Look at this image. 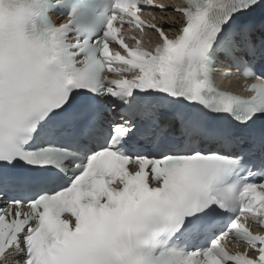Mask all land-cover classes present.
Instances as JSON below:
<instances>
[{
    "label": "snow or ice",
    "instance_id": "obj_1",
    "mask_svg": "<svg viewBox=\"0 0 264 264\" xmlns=\"http://www.w3.org/2000/svg\"><path fill=\"white\" fill-rule=\"evenodd\" d=\"M10 262L264 264V0H0Z\"/></svg>",
    "mask_w": 264,
    "mask_h": 264
},
{
    "label": "bare ground",
    "instance_id": "obj_2",
    "mask_svg": "<svg viewBox=\"0 0 264 264\" xmlns=\"http://www.w3.org/2000/svg\"><path fill=\"white\" fill-rule=\"evenodd\" d=\"M172 1H173V5H171L170 2H166V5L168 6V8L173 7V6H183V2H181L180 0H172ZM167 15L169 16L170 19L168 23L166 24V26L172 27L173 29H178V26H180V24L177 18L173 17L171 12L167 13ZM157 17L159 18V14L157 15ZM179 19H182V17ZM169 34L171 36H174L176 34V31L175 30L170 31ZM151 36L154 42H159V39L157 36H155L154 34H151ZM222 84H223V87L228 90H231L233 88V90L238 91L239 90L238 88L241 87V82L237 79H231L229 81L222 82Z\"/></svg>",
    "mask_w": 264,
    "mask_h": 264
}]
</instances>
